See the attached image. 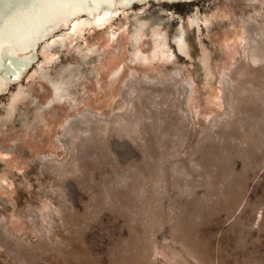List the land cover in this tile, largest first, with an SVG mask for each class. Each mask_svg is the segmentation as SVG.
Here are the masks:
<instances>
[{"label":"rangeland","instance_id":"obj_1","mask_svg":"<svg viewBox=\"0 0 264 264\" xmlns=\"http://www.w3.org/2000/svg\"><path fill=\"white\" fill-rule=\"evenodd\" d=\"M142 5L59 51L47 71L75 74L69 98L39 73L10 116L17 83L1 94L0 264H182L179 247L191 264H264V0ZM155 27L170 63L134 60Z\"/></svg>","mask_w":264,"mask_h":264},{"label":"bare ground","instance_id":"obj_2","mask_svg":"<svg viewBox=\"0 0 264 264\" xmlns=\"http://www.w3.org/2000/svg\"><path fill=\"white\" fill-rule=\"evenodd\" d=\"M153 1L173 3L189 2L192 0ZM111 2V7H109L107 3H104L103 0H95V5L88 3V0H62L60 3H54L47 7L34 6L33 0H13L11 6L9 0H2V2H0V96L2 93L8 91L9 88L11 90L12 83H17L18 85L16 90H11L8 101L5 102L6 115L10 116L16 106V100L21 99L27 94L24 87L20 85L22 78H25L27 75L33 77L38 73L41 76L50 78L51 76H49L47 69L56 59L55 57L58 55L59 51L63 48L71 50L77 47L75 43L82 39L85 31L89 30L90 27L104 26L115 16H118L120 12L127 14V9L133 6V4H143L141 6L143 8L151 4V0H128L126 4H122L121 0H111ZM86 3L87 5H85ZM195 10L196 11H193L186 17L185 23H180L176 28L177 31H175L176 44L183 52H188V45L190 46L185 36L186 28L194 25V23L200 19L198 8ZM205 15L206 20H211L212 17L209 16L210 14L207 13ZM136 17L137 20H139L138 22H140L138 24L142 25L143 22L147 23V21L145 22V20L143 21L140 19L139 16ZM69 24L73 25L75 32H73L72 28L67 27ZM141 25L136 28L134 37H132L133 34H130L131 40L133 38L134 41H136L137 37H143L144 30L142 27L140 28ZM144 25L145 24L142 26ZM156 27L154 28L155 31L152 30V37L154 36V38H152L153 42L151 43V45L153 44L151 47L152 51L146 53L138 48L137 45V48L135 47L134 52H132L134 56L132 57L130 55V59L131 57H139V61L147 60L148 62L150 58H154L165 63H170L169 61L171 60L173 52L166 39L167 35L164 37L163 35L165 32H163L162 29V31H159ZM116 33L117 29H109L107 42L111 41ZM134 41L133 43H135ZM135 44H137V42ZM78 48H80V51L84 52L83 55L91 51V47ZM134 60L137 59L134 58ZM34 65L36 67L33 68ZM118 65L120 69V62ZM142 65L144 66V64ZM115 71L116 70L113 71V75ZM74 76L75 74L71 72L62 79L50 78L51 81H53L52 83L55 89L54 95L56 93L57 99L66 98L67 95L72 93L71 91L73 90L70 91L68 85L74 82ZM67 83L69 84L66 85ZM212 86L214 90L215 87L214 85ZM214 93L216 94L217 91H214ZM216 96L217 94L214 97ZM214 97L212 99H215ZM67 98H69V96ZM53 99L54 98H50L51 101ZM4 118L5 117H3V121ZM36 118L38 119L39 117L36 116ZM5 119L7 120V118ZM2 156L3 152L0 150V157ZM3 169H5V167ZM2 180L10 182L7 175H0V181L2 182ZM177 253L183 261L182 264L192 263L180 247L177 249Z\"/></svg>","mask_w":264,"mask_h":264},{"label":"snow or ice","instance_id":"obj_3","mask_svg":"<svg viewBox=\"0 0 264 264\" xmlns=\"http://www.w3.org/2000/svg\"><path fill=\"white\" fill-rule=\"evenodd\" d=\"M0 2H2V0H0ZM60 2H62V0H33V5L38 6V7H41V6L47 7L51 4L60 3ZM103 2L107 3L109 5V7L112 6L111 0H103ZM127 2H128V0H121L122 4H126ZM9 3L11 6V4L13 3V0H9ZM88 3H92L93 5H95V0H88ZM85 5H87V3ZM67 27L72 28L73 32H75V28L73 27L72 24L67 25Z\"/></svg>","mask_w":264,"mask_h":264},{"label":"water","instance_id":"obj_4","mask_svg":"<svg viewBox=\"0 0 264 264\" xmlns=\"http://www.w3.org/2000/svg\"><path fill=\"white\" fill-rule=\"evenodd\" d=\"M120 144V142H117V145H119Z\"/></svg>","mask_w":264,"mask_h":264}]
</instances>
